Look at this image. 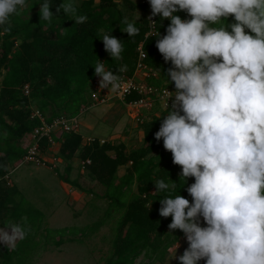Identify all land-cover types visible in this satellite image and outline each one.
Returning a JSON list of instances; mask_svg holds the SVG:
<instances>
[{
    "label": "clouds",
    "instance_id": "1",
    "mask_svg": "<svg viewBox=\"0 0 264 264\" xmlns=\"http://www.w3.org/2000/svg\"><path fill=\"white\" fill-rule=\"evenodd\" d=\"M25 3L0 0L4 31ZM148 3V21L157 15L170 21L155 41L170 67L163 73L166 110L154 139L162 140L172 163L180 166L181 188L194 178L186 188L191 202L180 194L159 198L158 215L171 216L169 233L178 229L187 242L183 253L173 257L179 264H264V0ZM38 4L40 21L56 19L48 0ZM61 9L66 15L73 11V0H62L57 12ZM180 11L187 16L182 19L176 14ZM124 24L128 37L138 34L135 22L125 19ZM98 37L108 55L118 59L122 39ZM93 68L100 88L120 87L105 62L97 59ZM175 183L169 176L156 180L154 193L170 191ZM0 225L5 247H14L28 231L20 222Z\"/></svg>",
    "mask_w": 264,
    "mask_h": 264
},
{
    "label": "trees",
    "instance_id": "2",
    "mask_svg": "<svg viewBox=\"0 0 264 264\" xmlns=\"http://www.w3.org/2000/svg\"><path fill=\"white\" fill-rule=\"evenodd\" d=\"M41 2L26 0L25 6L9 18L8 30L0 27V178L24 159L28 146H23L22 139L41 125L39 118L32 117L31 106L36 105L49 122L62 116H76L83 107L90 106L95 76L93 66L97 59L105 62V69L113 70L116 75L124 72L132 74L138 61V46L143 43L146 52L144 62L152 71L149 83L166 87L163 73L170 63H164L155 41L158 32L160 36L165 34L170 21L155 16L157 33L146 37L149 3L73 0L74 10L66 15L62 9L57 12L62 0H48L49 10L56 19L40 21L38 3ZM122 6L140 10L142 16L133 20L126 16ZM176 14L182 19L187 16L183 11ZM79 17L84 18L82 22H76ZM125 19L135 22L138 34L128 37L126 32H122ZM231 21L229 16L228 22ZM104 34L122 39V52L118 59H112L104 50L98 37ZM122 67L125 70L119 71ZM25 85L29 87L28 94L24 90ZM167 87L174 89L172 84ZM137 97L136 94L129 95L126 101ZM154 110L157 111L156 107ZM161 110L159 114L152 112L151 117L144 116V121L138 123L144 132V142L130 152L126 151L124 142L115 144L113 141L101 143L96 140L82 144L81 133L60 131L52 135L54 143L60 144L55 157L58 161L61 159L65 167L59 173L60 178L81 192L107 201L103 217L86 225L87 230H83L82 234L96 233L114 213L121 214L112 238L113 249L103 264H150L163 259L167 250L176 243L175 237L178 241L183 235L178 229L170 234L167 225L171 216L165 218L158 215L159 198L165 195L180 194L191 202L186 188L194 182V178L189 177L181 188L182 182L178 180L180 166L172 163L171 153L163 148L162 140L154 139V133L163 119L161 115L165 112ZM39 146L40 156L53 148L46 137ZM76 156H80L81 160H90L83 175L89 181L80 176L71 178V160ZM126 164V172L119 176L118 168ZM168 176L176 182L175 186L170 191L154 193L153 183L160 179L167 181ZM137 183L138 191L134 193L133 185ZM45 219V213L34 207L17 185L10 186L1 179L0 224L20 222L26 224L28 231L14 247H5L0 243V264H33L35 254L32 251L40 245V235L45 233ZM68 240L74 241L73 238ZM62 242L61 237L56 243ZM142 256L149 261L138 260Z\"/></svg>",
    "mask_w": 264,
    "mask_h": 264
},
{
    "label": "rangeland",
    "instance_id": "3",
    "mask_svg": "<svg viewBox=\"0 0 264 264\" xmlns=\"http://www.w3.org/2000/svg\"><path fill=\"white\" fill-rule=\"evenodd\" d=\"M122 7L126 16L133 20H138L142 16L140 10H129L125 6ZM107 91L112 100L81 113L80 133L83 137L94 136L113 141L115 144L124 142L126 151H133L143 145L144 132L132 117V109L116 98L113 99L114 91L112 88H107ZM33 107L37 109L36 105L31 106V108ZM155 107L157 111L153 108L154 111L143 110L141 113L143 112L146 117H151L155 112L159 114L163 111L161 106ZM32 141L31 136L27 135L22 139V144L27 147ZM58 145L59 143H54L53 148L47 149L46 153L51 151L56 153ZM109 153L114 154L113 151ZM42 156L48 159L45 165L24 162L19 166L12 167L9 171L11 181L9 185H17L20 192L34 207L41 209L46 215L43 224V232L45 231V233L40 235V245L32 251V254H35L34 258L32 255V258L35 259L33 264H103L113 249L112 238L116 233L120 212L114 213V216L96 233L84 236L82 231L87 230L86 225H90L103 217L107 201L95 198L92 194L81 192L75 187L71 188L61 184L59 186V169L61 166L64 168V165H61L63 162L54 161V156H50V158L47 155L45 157V154ZM81 159L80 156H76L71 160L73 166L71 177L74 179L80 176L79 178L89 181L88 177L83 176L86 169L82 170L80 167ZM126 169L127 164L120 166L118 175H123ZM79 181L83 183L82 180L79 179ZM137 191L138 183L133 185V192L137 193ZM61 237L63 242L61 244L56 243ZM69 238H73L74 241L71 242L68 240ZM186 247L187 242L182 235L177 241V249L175 243L167 250L163 259L149 263L179 264L173 256L174 254L175 256L181 255ZM138 260L149 261L147 257L143 256ZM198 264H204V261H198Z\"/></svg>",
    "mask_w": 264,
    "mask_h": 264
},
{
    "label": "built area",
    "instance_id": "4",
    "mask_svg": "<svg viewBox=\"0 0 264 264\" xmlns=\"http://www.w3.org/2000/svg\"><path fill=\"white\" fill-rule=\"evenodd\" d=\"M139 3H148V0H135ZM150 12L147 14V21L149 20ZM148 31L145 36H153L157 33L156 27V18L151 17V20L148 21ZM138 61L134 68L132 74L122 73L117 75L120 80V87L113 89L114 95L113 99L123 102L133 111V118L138 122L142 123L144 121L143 110L151 111L155 108L156 104H159L164 110L166 109V99L163 95V89L165 87H158L149 83V78L152 76L151 68L145 64L144 59L146 57V52L143 48V43H140L138 46ZM93 88L91 92V103L90 106L83 107L79 115L73 117H58L52 121H46L44 115L41 113L39 108H32V117H37L41 120V125L37 126L34 131L31 133V138L33 139L32 143H29L28 152L24 159L18 163V166L24 162H32L38 164H46L47 161L43 156L39 155V144L43 138H48L52 144L54 141L52 135L60 132H75L80 133V126L82 122L80 121V115L82 112L92 108L96 105L107 103L109 100H112L110 97L107 88H100V78L94 76L93 79ZM111 88V87H109ZM25 92L29 93L28 85L24 86ZM168 91H173L174 89L167 87ZM132 94L138 95V97L129 102L126 101V97ZM171 99L169 98L168 105H171ZM97 138L94 136L83 137V144H90L96 141ZM99 140V139H98ZM106 139H100V142H105ZM90 163L89 159L82 160L81 167L82 169L86 168V165ZM1 179H5L9 184L11 183L9 173L4 175Z\"/></svg>",
    "mask_w": 264,
    "mask_h": 264
},
{
    "label": "crops",
    "instance_id": "5",
    "mask_svg": "<svg viewBox=\"0 0 264 264\" xmlns=\"http://www.w3.org/2000/svg\"><path fill=\"white\" fill-rule=\"evenodd\" d=\"M122 103H123V102H122ZM80 111H81V110H80ZM79 114H80V113H79ZM79 114H78V115H79ZM30 136H31V135H30ZM57 143H59V142H57ZM52 145H53V144H52ZM59 145H60V144H59ZM59 145H58V150H59ZM58 150H57V151H58ZM57 151H55V152L57 153ZM56 153H53V151H51V152H47V153L45 154V157H46V155H47L48 158H50V156H54L53 159H54V161H55V160H57L56 157H55V156H56ZM53 159H52V160H53ZM46 160H48V159H46ZM59 160L61 161V159H59ZM60 161H59V162H60ZM61 165H64V163H62ZM49 167H50V168H53V167H51V166H49ZM80 167H81V164H80ZM62 168H63V167L61 166L60 169H59L60 172H63L64 169H65V167H64L63 169H62ZM81 168H82V167H81ZM72 170H73V169H72ZM82 170H83V169H82ZM71 173H72V172H71ZM71 178H72V177H71ZM59 181H60L59 186H60V184H61V185H63V186H68V187H71V188H72V186H71L69 183L64 182L60 177H59ZM60 188H62V187H60ZM70 200H71V199H70ZM8 231H10V230H8Z\"/></svg>",
    "mask_w": 264,
    "mask_h": 264
},
{
    "label": "bare ground",
    "instance_id": "6",
    "mask_svg": "<svg viewBox=\"0 0 264 264\" xmlns=\"http://www.w3.org/2000/svg\"><path fill=\"white\" fill-rule=\"evenodd\" d=\"M156 105H157V104H156ZM160 109H161V108H160ZM143 116H144V115H143ZM98 139H99V141H100V139H102V138H98V137H97V140H98ZM106 141H107V140H106ZM83 170H84V169H83Z\"/></svg>",
    "mask_w": 264,
    "mask_h": 264
}]
</instances>
